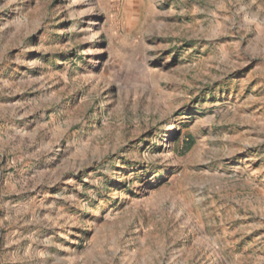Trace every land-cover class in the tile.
I'll use <instances>...</instances> for the list:
<instances>
[{"label":"rangeland","instance_id":"374dc122","mask_svg":"<svg viewBox=\"0 0 264 264\" xmlns=\"http://www.w3.org/2000/svg\"><path fill=\"white\" fill-rule=\"evenodd\" d=\"M0 264H264V0H0Z\"/></svg>","mask_w":264,"mask_h":264},{"label":"trees","instance_id":"16d2710c","mask_svg":"<svg viewBox=\"0 0 264 264\" xmlns=\"http://www.w3.org/2000/svg\"><path fill=\"white\" fill-rule=\"evenodd\" d=\"M194 144V139L191 138L190 141L185 142L184 146H183V152H186L187 150H189Z\"/></svg>","mask_w":264,"mask_h":264}]
</instances>
